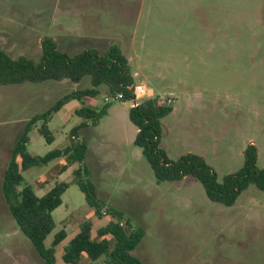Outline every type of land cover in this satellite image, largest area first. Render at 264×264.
Wrapping results in <instances>:
<instances>
[{
	"label": "rangeland",
	"instance_id": "374dc122",
	"mask_svg": "<svg viewBox=\"0 0 264 264\" xmlns=\"http://www.w3.org/2000/svg\"><path fill=\"white\" fill-rule=\"evenodd\" d=\"M45 38L68 56L89 49L105 53L115 44L132 59L131 72L138 69L159 99L173 93L174 111L161 121L160 139L170 160L195 154L221 182L242 167L243 153L253 145L256 166L264 168V0H0V49L6 55L37 62ZM90 87L89 77L0 85V264H45L19 232L1 194L14 143L34 115ZM81 102L100 109L104 88ZM79 105L71 100L53 115L52 143L31 130L27 152L43 156L64 148L82 122L74 114ZM129 109L130 102L113 100L97 125L77 131L87 146L83 162L63 172L64 158L30 168L22 172L19 189L29 185L41 197L56 181L71 183L81 168L102 210L119 213L143 232L132 251L142 264H264V194L251 185L224 207L209 201L194 178L157 181L134 145ZM61 200L44 241L49 248L56 233L67 232L55 248V264H66L63 249L78 221L90 220L96 238L111 219L96 218L73 183ZM104 262L83 258L80 264Z\"/></svg>",
	"mask_w": 264,
	"mask_h": 264
},
{
	"label": "trees",
	"instance_id": "16d2710c",
	"mask_svg": "<svg viewBox=\"0 0 264 264\" xmlns=\"http://www.w3.org/2000/svg\"><path fill=\"white\" fill-rule=\"evenodd\" d=\"M84 77L90 78V88L65 95L25 124L23 133L11 149L3 172L1 194L9 214L19 232L30 241L45 264H55V248L67 237L66 230L62 229L55 234L51 246L45 247L44 241L55 227L51 214L62 204L61 196L70 184L78 187L86 204L93 209L98 219L102 217L104 204L97 198L94 185L85 178L87 172L81 168L73 172L71 183L56 181L41 197H38L29 185L19 189L24 182L22 172L33 167L46 166L61 158L66 160L61 172L74 163L83 162L87 146L84 140L74 139L79 137L77 131L89 125H97L112 101L106 102L100 109L85 106L81 101L84 98H94L99 88L103 87L105 98L121 94L120 101L129 102L133 99L132 87L135 83L127 58L115 44H111L105 53L89 49L68 56L57 50L52 39L45 38L41 41V56L37 62L24 57L12 59L0 49V85L65 79L76 83ZM158 99L156 95L146 96L128 111L129 121L137 129L134 145L141 150L157 181L194 178L202 186L209 201L224 207L233 206L241 193L251 185L264 194V168L256 166L257 152L253 145L246 147L242 167L235 173L224 176L221 182L217 181L216 174L205 161L195 154L188 153L176 161L170 160L160 147L161 121L172 113L173 108L172 105L158 104ZM71 100L80 102L74 109V114L80 117L82 122L69 133L68 144L43 156L30 155L27 152L28 133L36 128L47 143H52L54 138L48 124L53 115ZM106 211L111 219L97 229L96 238H92L93 223L90 220L78 221L77 232L63 249L64 263L80 264L83 258L90 262L104 258V264H142L132 251L140 243L143 232L134 228L132 223L128 219L124 220L119 213L108 209Z\"/></svg>",
	"mask_w": 264,
	"mask_h": 264
},
{
	"label": "built area",
	"instance_id": "2783aa9c",
	"mask_svg": "<svg viewBox=\"0 0 264 264\" xmlns=\"http://www.w3.org/2000/svg\"><path fill=\"white\" fill-rule=\"evenodd\" d=\"M132 95H133V99L130 100V106L131 107H135L139 104V102L141 101V99H143L144 97L147 96V89L143 86V85H134L132 87ZM122 99V95L121 94H117L116 96L114 97H110V98H105V101L106 102H109V101H120ZM158 104L160 105H171L172 104V99L170 97L168 98H165V99H159L158 100ZM101 214L103 216H109V214L105 211V210H102L101 211Z\"/></svg>",
	"mask_w": 264,
	"mask_h": 264
},
{
	"label": "crops",
	"instance_id": "0c3cea01",
	"mask_svg": "<svg viewBox=\"0 0 264 264\" xmlns=\"http://www.w3.org/2000/svg\"><path fill=\"white\" fill-rule=\"evenodd\" d=\"M126 58H127V57H126ZM127 61H128V64H130V62L132 61V59H131L130 57H128V58H127ZM130 72H131V70H130ZM131 75H132V77H133V79H134V83H135V79H137V78H141V80H142L140 83H135V85H143V86L147 89V94H148L149 91H151V92H152V96L155 95L154 90H153L151 87H146V86L144 85L143 81L146 82L147 79H146V77H145L144 75H142V74L139 72L138 69H136L134 73L131 72ZM156 96H157V95H156ZM169 96H170V97L173 96V93H170ZM157 97H159V96H157ZM173 97H174V96H173ZM130 107H131V106H130ZM173 111H174V110H173ZM173 111H172V113H173ZM172 113H171V114H172ZM136 133H137V129H136ZM77 139H80V138L78 137ZM61 165L63 166V165H65V164H62V163H61Z\"/></svg>",
	"mask_w": 264,
	"mask_h": 264
},
{
	"label": "water",
	"instance_id": "95a60500",
	"mask_svg": "<svg viewBox=\"0 0 264 264\" xmlns=\"http://www.w3.org/2000/svg\"><path fill=\"white\" fill-rule=\"evenodd\" d=\"M152 96V92L149 91L148 94H147V97H151Z\"/></svg>",
	"mask_w": 264,
	"mask_h": 264
}]
</instances>
